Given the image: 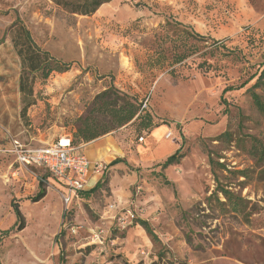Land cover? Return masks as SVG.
<instances>
[{
  "label": "rangeland",
  "instance_id": "rangeland-1",
  "mask_svg": "<svg viewBox=\"0 0 264 264\" xmlns=\"http://www.w3.org/2000/svg\"><path fill=\"white\" fill-rule=\"evenodd\" d=\"M66 1L0 0V231L13 228L0 234V264H264V116L248 91L264 69V0H111L89 16L68 11L83 0ZM17 18L70 66L36 82L25 116L8 33ZM111 87L139 118L102 136L113 159L101 162L98 189L66 209L43 169L14 163L12 141L72 138ZM40 183L46 195L34 202ZM216 186L242 198L243 212L219 205Z\"/></svg>",
  "mask_w": 264,
  "mask_h": 264
},
{
  "label": "trees",
  "instance_id": "trees-1",
  "mask_svg": "<svg viewBox=\"0 0 264 264\" xmlns=\"http://www.w3.org/2000/svg\"><path fill=\"white\" fill-rule=\"evenodd\" d=\"M57 6L68 7L66 0H52ZM111 0H83L81 4L69 6L68 11L71 14L89 16L93 14L101 5L109 3ZM8 33L11 36L14 51L20 62V73L18 77V93L20 96L21 116H25L27 110L37 102V94L34 92V86L37 81L45 82L52 74H62L69 71V64L60 62L53 58L47 51L42 50L33 41L28 29L17 18L9 27ZM196 35V34H195ZM179 60H177L178 62ZM202 65V64H201ZM252 79V78H250ZM247 81L236 87H228L223 92L238 90L243 88ZM264 90V69L258 74L254 84L248 89L250 98L255 109L264 116V96L257 94L254 90L257 88ZM138 115V108L129 101L128 97L121 94L115 88L111 87L98 94L92 101L91 108L86 116L77 119V127L72 138H69L72 147H78L83 144L94 141L110 132L119 129L130 123ZM139 116L136 117L138 119ZM148 127V126H147ZM146 126L144 127V129ZM264 152L263 150H261ZM261 152V153H262ZM179 156L176 153L168 156L163 162L162 167L177 163ZM120 160L116 159L110 163L115 165ZM241 177H247L245 171L237 172ZM45 181V178L43 179ZM99 184L92 191L98 189ZM46 195V189L40 183L38 193L32 198V201H40ZM217 203L221 206L226 203L235 213L243 212L242 198L235 197L232 193L222 187L216 186L213 193ZM218 195H221L224 202H220ZM16 221L14 229L20 231L24 227V217L18 206L12 204ZM147 234L154 240L155 235L145 221L137 222ZM13 228L0 231L1 235H8ZM62 231L59 232V235ZM162 255H159V262Z\"/></svg>",
  "mask_w": 264,
  "mask_h": 264
},
{
  "label": "built area",
  "instance_id": "built-area-1",
  "mask_svg": "<svg viewBox=\"0 0 264 264\" xmlns=\"http://www.w3.org/2000/svg\"><path fill=\"white\" fill-rule=\"evenodd\" d=\"M164 137L169 139L171 131L167 130ZM143 140L139 138L140 142ZM81 146L72 147L69 138L65 139V143L60 140L42 148H29L13 140L10 152L19 168L43 169L49 178L62 184L64 192L61 193V200L67 209L84 191L89 175H100L104 169L101 162H91L81 151ZM71 232L75 233L73 228Z\"/></svg>",
  "mask_w": 264,
  "mask_h": 264
},
{
  "label": "crops",
  "instance_id": "crops-1",
  "mask_svg": "<svg viewBox=\"0 0 264 264\" xmlns=\"http://www.w3.org/2000/svg\"><path fill=\"white\" fill-rule=\"evenodd\" d=\"M111 150H112L111 141L107 137L98 138L94 141H91L81 146V151L86 155V157L91 162L111 161V159H113ZM99 176L100 175L90 174L85 183L83 192L90 191V189L95 187L99 181ZM50 180L55 183L60 193L64 192V187L62 184H60L58 181L53 180L51 178Z\"/></svg>",
  "mask_w": 264,
  "mask_h": 264
},
{
  "label": "bare ground",
  "instance_id": "bare-ground-1",
  "mask_svg": "<svg viewBox=\"0 0 264 264\" xmlns=\"http://www.w3.org/2000/svg\"><path fill=\"white\" fill-rule=\"evenodd\" d=\"M63 143H65V140H63Z\"/></svg>",
  "mask_w": 264,
  "mask_h": 264
}]
</instances>
